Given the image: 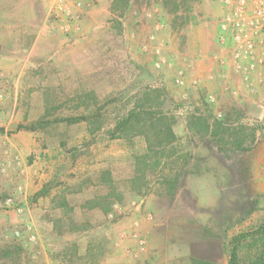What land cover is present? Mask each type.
<instances>
[{
    "label": "rangeland",
    "instance_id": "374dc122",
    "mask_svg": "<svg viewBox=\"0 0 264 264\" xmlns=\"http://www.w3.org/2000/svg\"><path fill=\"white\" fill-rule=\"evenodd\" d=\"M223 14L219 0H0L25 29L0 45V264H229L241 235L249 262L264 53L251 92ZM132 110L144 121L115 132Z\"/></svg>",
    "mask_w": 264,
    "mask_h": 264
},
{
    "label": "built area",
    "instance_id": "2783aa9c",
    "mask_svg": "<svg viewBox=\"0 0 264 264\" xmlns=\"http://www.w3.org/2000/svg\"><path fill=\"white\" fill-rule=\"evenodd\" d=\"M219 1L224 8L219 25L223 34L222 41L230 43L233 71L241 76L246 88L252 92L250 74L263 64L264 0ZM76 4L80 5V3ZM64 8L59 1L56 13H65ZM10 203L11 200L7 199L4 205L7 206ZM13 233L15 236L19 235L18 230Z\"/></svg>",
    "mask_w": 264,
    "mask_h": 264
},
{
    "label": "trees",
    "instance_id": "16d2710c",
    "mask_svg": "<svg viewBox=\"0 0 264 264\" xmlns=\"http://www.w3.org/2000/svg\"><path fill=\"white\" fill-rule=\"evenodd\" d=\"M142 114L143 113H140V111H135V110L130 111L128 114L125 115V117H122L121 119H119V121H117V123L114 126V131L127 135L130 131L134 129L135 125L140 124V121L142 119ZM80 120H84V118H80V119L65 118L63 119V122H66L67 124H72L73 122L76 123L79 122ZM151 126L154 128V125ZM194 126L197 128L199 132H205V133L208 131L209 128L207 123L203 119H197L194 122ZM18 129H22V127L19 126ZM29 129L34 130L33 127H29ZM160 129H161L160 134L162 135V137L165 138V141L169 142L170 140H172L173 133L171 130V126L169 124L162 122L160 125ZM138 132L143 133V131H138ZM246 236L241 235V237L233 239L235 245L230 251L229 264H241L238 258V244L241 242V240L245 239ZM251 237H253V240L255 241L257 251L254 254V256L249 259V262L246 264H264V224L261 225L254 234H251ZM193 264H207V263L203 261H193Z\"/></svg>",
    "mask_w": 264,
    "mask_h": 264
},
{
    "label": "crops",
    "instance_id": "0c3cea01",
    "mask_svg": "<svg viewBox=\"0 0 264 264\" xmlns=\"http://www.w3.org/2000/svg\"><path fill=\"white\" fill-rule=\"evenodd\" d=\"M24 30L25 29H23L20 26V24L17 22L16 19L10 18V17L9 18L3 17L2 15H0V45H3L10 40L14 41L15 44H18V43L20 44L21 39L24 36L23 35V32H25ZM226 66L227 67H225V68L229 67L228 65H226ZM213 67L215 68L214 72L218 71V69H217L218 66L212 61V62H210L211 71L213 70ZM228 74H229V72L227 70L226 72L223 73V75H221L224 79H226L224 82L229 81L227 78ZM256 76L257 75L253 74L252 78L254 77L253 78L254 79V85L256 86L257 89H259L258 88V86H259L258 82L256 81ZM210 86H212L211 87L212 90H218L217 88H220L218 86L216 87L214 84H210ZM219 86H221V84H219ZM250 163H251L250 164L251 167L264 165V147H261L257 151V153H254V155H252ZM257 180H258V182H260V185H264V172L258 176Z\"/></svg>",
    "mask_w": 264,
    "mask_h": 264
}]
</instances>
